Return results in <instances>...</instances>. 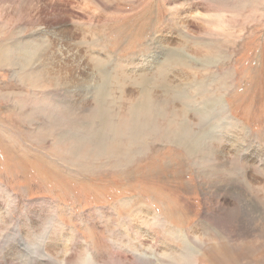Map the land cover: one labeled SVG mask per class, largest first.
<instances>
[{
  "label": "rangeland",
  "instance_id": "obj_1",
  "mask_svg": "<svg viewBox=\"0 0 264 264\" xmlns=\"http://www.w3.org/2000/svg\"><path fill=\"white\" fill-rule=\"evenodd\" d=\"M0 264H264V0H0Z\"/></svg>",
  "mask_w": 264,
  "mask_h": 264
},
{
  "label": "bare ground",
  "instance_id": "obj_2",
  "mask_svg": "<svg viewBox=\"0 0 264 264\" xmlns=\"http://www.w3.org/2000/svg\"><path fill=\"white\" fill-rule=\"evenodd\" d=\"M20 53H23V50L22 49H20ZM170 55H171V58L174 59L173 62H177L178 64L182 65L183 67H188L189 68V64L186 63L187 61L186 60L184 61L183 58H181V56L179 54H177V53H171ZM23 61L26 62L25 60H23ZM93 64H94V62H93ZM98 68H99V66H98ZM153 69H155V70H153ZM153 69L150 68V70H149V71L153 70L151 72V76L150 75H147L148 74L147 72H149L148 71V68L145 69L144 74H143V71H142L138 75V80H139L140 85H139V90H136V91H137V94L138 95H141L145 99V101L148 100V99H146V97L147 96H150V93H151V96L152 97L157 98L158 96H161L162 94H164L165 92H167V93L172 94L173 97L176 98L175 105H176V107H178L183 112V115H185V113H188L190 115V117L193 118L197 114L200 115L201 113H203V114L204 113H211V112L213 113L214 110H215V108H216V106H218L217 112H214L212 115H213V117H215V119L220 120V121L223 122V119L224 118L222 117V114L224 112V107L220 106V103H221L220 102V97H219V99L216 98V97H209L206 100H203L202 102H199V105H197L196 107H194V108L193 107H189L188 105H186L184 103L187 100V98H188L187 97V93H185L186 90L184 89V87H182V85L179 82H174L170 78H168V79H165L164 78L165 75H166V72L168 71V69L166 70V68H164V65H162V64H157L155 66V68H153ZM98 70H100V69H98ZM155 71H157V72L160 73L161 79L160 80L156 79L155 81H151L150 79L152 78V76L154 74L153 72H155ZM167 75H169V74H167ZM109 81H111V80H109ZM99 82L101 83V87H99V88H97L95 90V93H96L95 98H102V99H104L105 92L107 93V91H106L107 88L105 86H107L108 77L106 75L101 74L100 79H99ZM150 82H153L155 84H158L157 85L158 87H156V86L149 87V83ZM74 84H76V83H74ZM109 84L112 86L111 83H109ZM200 84H199V86H202ZM131 91H133V90H130L129 92H131ZM183 95L185 96L184 98L182 97ZM180 99H181V101H180ZM145 101L143 103H141V104H138L137 103V104H135V105L132 106L131 112H130L132 118L135 119L138 112L139 113H142V114H146V113L149 114L150 103L146 104ZM106 102H107V100H106ZM105 103H103V104H105ZM102 105L100 107L104 108V106H102ZM180 106H182V108ZM105 107L107 108L109 106H105ZM106 108H104V110ZM104 112H106V111H104ZM107 112H110V110L109 111L107 110ZM97 116H99V115H97ZM95 118H98V117H95ZM106 118H108V117H106ZM144 121H145V119H144ZM183 121L184 120H181L180 122L182 123ZM99 125H101V124H99ZM197 126H199V125H197ZM101 129H102V127L101 128H98L96 131L95 130H91V131H95L98 134L99 139H103L104 138V136H103V132L104 131H102ZM111 132L113 134H116L117 133V131H115V132L114 131H111ZM204 133H205L204 128H203V130L200 128V131H198V132H195V131L190 132L189 129H187L186 126H180L179 129L177 131H175V132H169V131H167L161 138L164 139V140H167V141L175 142V143H177V144L185 147L188 150V152H189L190 155H194L196 152H198L201 149L205 150V147H204L203 143L204 144H208L205 141L204 142H201V140L203 139L204 135L206 134V133L205 134ZM97 134H96V136H97ZM131 134H133L132 131H131ZM210 136H211V134H210ZM131 138H132V136H131ZM101 141H103V140H101ZM96 142H97V140H96ZM100 146H102V144H100ZM195 146H199L200 149L198 147H195Z\"/></svg>",
  "mask_w": 264,
  "mask_h": 264
}]
</instances>
